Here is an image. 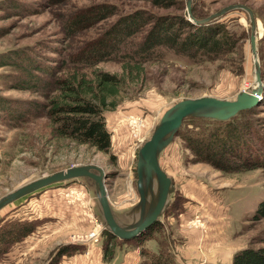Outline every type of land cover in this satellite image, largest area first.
<instances>
[{"label": "rangeland", "instance_id": "rangeland-1", "mask_svg": "<svg viewBox=\"0 0 264 264\" xmlns=\"http://www.w3.org/2000/svg\"><path fill=\"white\" fill-rule=\"evenodd\" d=\"M178 1V6L164 9L143 0H0V59L15 56L16 62L18 54L25 52L32 62L55 72L61 57L81 55L102 43L120 17L139 11L148 18L140 33L117 53L91 66L120 76L128 69L122 66L121 56L143 39L155 21L169 18L172 24L183 12L188 18L186 0ZM232 4L247 5L255 17L262 85L259 103H264L260 101L264 100V0H192L191 8L204 18ZM101 5L109 7L108 17L67 32L69 18ZM211 22L236 23L229 25L237 39L232 51L193 62L179 53L158 49L141 63L140 73L132 70L122 75L124 90L117 94L121 101L104 112L110 132L107 153L53 136L43 106L38 105L37 114L34 107L35 103L45 104L42 93L46 89L34 91L23 84L26 63L0 61V102L5 108L0 109V198L55 171L94 165L104 172L107 198L116 219L129 222L127 212L138 201L137 151L163 111L185 98L233 100L239 92L255 88L248 14L234 9ZM58 69L56 76L64 68ZM49 71L35 73L50 79ZM259 103L254 105L255 112L240 120L262 121L259 128L264 133V104ZM197 125L214 124L205 118H187L179 129L190 132ZM187 144L176 134L159 154L160 167L171 179L173 191L157 223L144 233L132 239L105 235L91 179H67L0 208V228L7 230L18 222L33 227L20 241L0 247V264H144L155 253L174 264H233L239 250L264 246V217H255L264 198V165L225 170L219 163L200 160Z\"/></svg>", "mask_w": 264, "mask_h": 264}, {"label": "trees", "instance_id": "trees-1", "mask_svg": "<svg viewBox=\"0 0 264 264\" xmlns=\"http://www.w3.org/2000/svg\"><path fill=\"white\" fill-rule=\"evenodd\" d=\"M143 1H149L153 6L164 9L174 8L179 4L178 0ZM89 10L87 13L76 14L69 18L65 26L67 32L71 33L79 28L87 27L111 14L109 7L105 5ZM191 13L195 18H200L192 8ZM168 20L169 18L163 22L155 21L154 26H151L143 39L134 44L131 51L121 56L124 59L122 66L128 67V69L124 68V73L127 71L131 73L132 70L137 74L140 73L143 70L140 67L141 63L152 57L158 49L179 53L191 58L193 62H203L223 52L232 51L235 47L237 39L230 28L236 24L234 22L195 24L185 17L184 12L172 24ZM147 22V16L139 11L123 15L107 30L102 43L94 45L81 55L72 54L61 57V66L56 67L57 72L60 71L58 67L64 68L60 76H56V71H49L47 66L38 61L32 62L29 54L25 52L18 54L16 62L13 61L15 56L8 55L3 56L0 61L16 65L26 63L27 76L23 84L34 91L46 89L42 93L45 104L35 103L34 107L37 114L41 109L38 105L43 106L42 109L45 110L53 136L69 139L77 144H86L107 153L110 147V132L105 125L104 112L114 108L121 101L117 94L118 91L120 93L124 90L125 82L122 76L124 73L119 76L92 69L91 66L95 61L103 60L117 53L121 47H125L136 33H140ZM130 67L133 69H129ZM35 71H49L50 79L40 78ZM0 104V109H5L3 103L0 102ZM262 104L264 103L260 102L258 105ZM253 111L255 112V106L240 111L226 121L205 118L214 125L201 127L197 125L196 130L182 133L179 129L177 134L186 140L188 147L200 160L219 163L225 170L256 168L264 165V133L259 128L263 122L252 121L251 118L240 120L241 116H248ZM187 118L196 121L204 120L197 117ZM255 217L258 219L264 217V198L255 209ZM156 223L157 221L149 228ZM32 229L33 227L25 222L15 223L7 230L0 228V247L20 241ZM104 233L110 238H115L108 230H104ZM64 252H60L59 255H63ZM144 264L174 263L155 253L149 255ZM233 264H264V246L239 250L234 254Z\"/></svg>", "mask_w": 264, "mask_h": 264}, {"label": "water", "instance_id": "water-1", "mask_svg": "<svg viewBox=\"0 0 264 264\" xmlns=\"http://www.w3.org/2000/svg\"><path fill=\"white\" fill-rule=\"evenodd\" d=\"M191 3L192 0H186V15L196 24H207L227 11L234 9H242L248 14L255 88L250 91L239 92L233 100H223L209 96L185 98L163 111L149 138L137 151L135 173L138 201L127 212L129 222L122 223L116 219L107 198L103 180L104 172L94 165L68 167L35 179L0 198V208L42 187L67 179L86 177L92 181L104 227L115 237L120 239L136 237L157 221L167 207L169 203L168 196L173 191L171 179L160 167L159 154L177 134L183 120L187 117H197L226 121L238 112L257 105L262 89L255 45V17L252 10L245 4H232L204 18H195L191 13Z\"/></svg>", "mask_w": 264, "mask_h": 264}, {"label": "flooded vegetation", "instance_id": "flooded-vegetation-1", "mask_svg": "<svg viewBox=\"0 0 264 264\" xmlns=\"http://www.w3.org/2000/svg\"><path fill=\"white\" fill-rule=\"evenodd\" d=\"M118 220V219H117ZM118 221H120V220H118ZM122 223H126V222H122ZM131 239V238H130Z\"/></svg>", "mask_w": 264, "mask_h": 264}]
</instances>
